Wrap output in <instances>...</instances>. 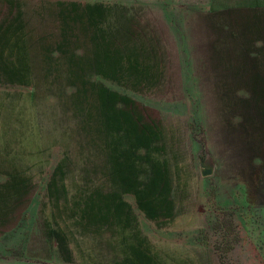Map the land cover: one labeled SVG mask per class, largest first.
Wrapping results in <instances>:
<instances>
[{
	"label": "rangeland",
	"instance_id": "1",
	"mask_svg": "<svg viewBox=\"0 0 264 264\" xmlns=\"http://www.w3.org/2000/svg\"><path fill=\"white\" fill-rule=\"evenodd\" d=\"M239 1L264 7L0 0V264H264L260 160L250 166L247 147L259 138L233 108L248 96L209 57L212 4L231 15ZM95 35L113 38L124 64L143 63L142 77L129 66L100 74L97 91H118L112 103L125 108L114 120L76 93L84 87L68 69L91 56ZM135 108L146 131L130 124ZM148 194L154 217L138 206Z\"/></svg>",
	"mask_w": 264,
	"mask_h": 264
},
{
	"label": "trees",
	"instance_id": "2",
	"mask_svg": "<svg viewBox=\"0 0 264 264\" xmlns=\"http://www.w3.org/2000/svg\"><path fill=\"white\" fill-rule=\"evenodd\" d=\"M207 16L209 17L208 13ZM97 35H95V40L97 42L94 41V50L91 53V56H89L88 59L86 58H81L79 61L74 62L72 61V58L68 59L69 61V67L68 69H70V74H73V72H75V79H81L82 81V85H80L81 87H84V91H80L77 90L76 93L80 94L82 93L83 95H85V97L87 98V100L91 99L92 100V106L93 108L100 114L102 115H110L109 113L112 112V115L110 116L111 120H114V116H113V111L114 113H117V116H119V114H123L125 111V108L120 107L118 108V110H116L117 106L115 105L114 107V103H112L111 97H115L116 95H118V91H110L108 92V90L104 89L103 91H97V81L100 79L101 75L100 74H106V76H110L112 78H116L119 77L120 75L124 74V69L127 71L128 70V66L130 68L131 74L133 73L134 77H142L144 74L142 73L143 71L141 70L140 66L143 64L141 59L136 56L134 58V60H131L130 58L127 59V61L124 64L125 60L123 57H121V55L119 54H114L113 52H109V48L111 50V48H113V45H115V41L113 38H109V37H105L104 38V43L102 45V42L100 41V38H96ZM109 42V43H107ZM137 47V46H136ZM100 48H102V52H100ZM118 48V47H117ZM104 49V51H103ZM122 52V51H119ZM87 57V56H86ZM83 61V62H82ZM87 61L90 68H92V71L90 73H87L85 75V77H82V74L84 73V71H80V69H78V67L76 66V64L73 63H79L82 62L83 64H85ZM209 61V59H208ZM67 64V65H68ZM126 65V67L122 68V66ZM99 66V68L101 67V69H99V72H96V68ZM107 66V67H106ZM84 69V68H83ZM102 73H101V72ZM222 76L221 78L223 79L224 82L226 83H232L233 85H244L247 86L249 83L248 81H242V79L240 78L241 75L240 74H226L224 72H219ZM236 79V81L232 82V79ZM10 79H12L10 77ZM134 79V78H133ZM12 83H16L17 80H9ZM23 83V82H22ZM229 85V84H227ZM262 87L256 88V87H242V90L245 91V95L244 96H248L247 100H244V106H241L240 103L242 101V99H240L238 102V104H234L233 108L235 109V113L239 111L241 112L242 110L244 112H241L240 117L244 118L246 121H248L249 117H252V121L254 122V124H256V119L260 118L261 120L264 119V85L260 84ZM79 88V89H80ZM114 92V93H111ZM75 93V94H76ZM130 102L135 103L136 100L133 99V101L130 99ZM135 105H137L135 103ZM239 107V108H238ZM137 111V108H135ZM240 109V110H239ZM133 114H131L130 119L133 120L132 125L138 127V125L140 124L139 128H141L142 130L146 131L144 127H146V123L143 122V116L142 113L137 111ZM126 122H128L127 119H125ZM252 122V123H253ZM241 126H243V123L241 124ZM148 130L147 132H150V126H148ZM138 133L139 131L136 130ZM135 131V132H136ZM253 131H257L256 127L254 126ZM139 137V136H138ZM149 137V136H148ZM259 141L257 142L259 144L258 147H260L259 149V153H257V149L253 148V146L250 143H255L254 142H249L247 143V147H249L250 149V159L249 161L251 162V164H249L250 166L254 167V162L253 161V157L255 154H259V160H260V165L259 168L256 166V169L254 171V173H257L256 171L259 170V172H261L260 175V181L261 183L256 185V187H258L260 189V192L263 191L264 194V132H260V137L258 136ZM255 143V144H257ZM254 154V155H253ZM253 156V157H252ZM257 157V156H256ZM157 175V176H156ZM155 177L157 179H155L151 184L153 186L158 185V181L159 178L161 179V177H163L162 173H158L156 174V172L154 173V176H152V178ZM151 178V179H152ZM148 197H150V195L148 194L147 198L145 197H138L137 198V202L139 203L138 206L140 208V210H143L144 212H146V215L148 217H154L153 215H151L152 213H154V211L156 210V207L154 206V204L152 203V200L148 199ZM146 199L147 202H146Z\"/></svg>",
	"mask_w": 264,
	"mask_h": 264
},
{
	"label": "crops",
	"instance_id": "3",
	"mask_svg": "<svg viewBox=\"0 0 264 264\" xmlns=\"http://www.w3.org/2000/svg\"><path fill=\"white\" fill-rule=\"evenodd\" d=\"M234 6L231 15L225 3L218 6L212 4L210 8L211 19L215 12L218 13L216 14L218 21L216 19L211 25L214 35L210 39V64L212 68L213 65L218 67L216 68L218 72L240 74L242 81H248L247 86L239 87L259 88L262 87L260 84L264 83V14H260V8L264 10V7L256 1L250 6L242 5L239 1ZM219 21L216 27L215 24ZM234 81L236 79L233 78L232 82ZM255 123L253 122L252 127H256V134L260 137V132H264V119L258 118ZM258 146L257 143V153L260 149ZM256 161L258 163L259 154ZM260 175L261 172L258 170L254 184L261 183ZM257 189L260 192L258 187Z\"/></svg>",
	"mask_w": 264,
	"mask_h": 264
},
{
	"label": "water",
	"instance_id": "4",
	"mask_svg": "<svg viewBox=\"0 0 264 264\" xmlns=\"http://www.w3.org/2000/svg\"><path fill=\"white\" fill-rule=\"evenodd\" d=\"M201 173L203 176H210L214 173V166L210 163L206 162V153H203V157L201 159Z\"/></svg>",
	"mask_w": 264,
	"mask_h": 264
}]
</instances>
